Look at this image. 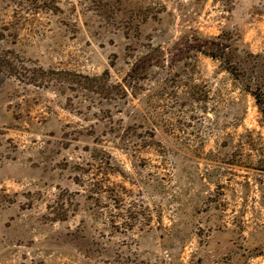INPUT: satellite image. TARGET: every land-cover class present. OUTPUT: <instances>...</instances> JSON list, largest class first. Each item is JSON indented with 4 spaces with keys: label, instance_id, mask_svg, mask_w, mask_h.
<instances>
[{
    "label": "rangeland",
    "instance_id": "obj_1",
    "mask_svg": "<svg viewBox=\"0 0 264 264\" xmlns=\"http://www.w3.org/2000/svg\"><path fill=\"white\" fill-rule=\"evenodd\" d=\"M0 264H264V0H0Z\"/></svg>",
    "mask_w": 264,
    "mask_h": 264
}]
</instances>
